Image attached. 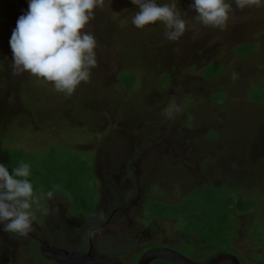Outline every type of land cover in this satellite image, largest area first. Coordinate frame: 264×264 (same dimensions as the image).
I'll return each instance as SVG.
<instances>
[{"label": "rangeland", "instance_id": "obj_1", "mask_svg": "<svg viewBox=\"0 0 264 264\" xmlns=\"http://www.w3.org/2000/svg\"><path fill=\"white\" fill-rule=\"evenodd\" d=\"M190 3L180 0L187 28L169 41L159 22L132 25L131 0H105L88 26L98 64L66 95L14 74L9 40L28 2L0 0V162L30 163L37 189L54 190L31 234L84 251L116 209L92 238L125 264L156 242L196 261L230 252L264 264V6L234 5L221 29ZM66 207L65 230L50 234ZM0 264L56 263L32 235L0 230Z\"/></svg>", "mask_w": 264, "mask_h": 264}, {"label": "clouds", "instance_id": "obj_2", "mask_svg": "<svg viewBox=\"0 0 264 264\" xmlns=\"http://www.w3.org/2000/svg\"><path fill=\"white\" fill-rule=\"evenodd\" d=\"M28 10L12 31L9 44L14 74L29 73L52 82L57 92L71 95L90 80L98 64V38L88 30L105 0H27ZM139 9L131 19L136 28L159 22L169 41L178 40L187 21L180 0H131ZM235 8L264 6V0H191L190 8L206 27L225 28ZM57 186H54L56 188ZM54 190L37 189L30 163L0 162V230L28 235L37 213H46L43 202ZM225 253V252H222Z\"/></svg>", "mask_w": 264, "mask_h": 264}, {"label": "water", "instance_id": "obj_3", "mask_svg": "<svg viewBox=\"0 0 264 264\" xmlns=\"http://www.w3.org/2000/svg\"><path fill=\"white\" fill-rule=\"evenodd\" d=\"M40 252L44 258L57 264H125L121 260L105 255H95L92 251H69L66 248L52 246L39 238ZM163 258L179 264H242L233 253L225 252L212 256L205 262L196 261L170 246H156L145 250L137 264H150L154 259Z\"/></svg>", "mask_w": 264, "mask_h": 264}, {"label": "flooded vegetation", "instance_id": "obj_4", "mask_svg": "<svg viewBox=\"0 0 264 264\" xmlns=\"http://www.w3.org/2000/svg\"><path fill=\"white\" fill-rule=\"evenodd\" d=\"M100 197V196H99ZM106 200L107 201H109L110 200V198H107L106 197ZM106 202V201H105ZM105 202H102L101 203V205L99 206V210L97 211V216H105V214H107L106 213V205H107V203H105ZM107 209H108V207H107ZM115 210L116 209H114L110 214H109V216H108V218L107 219H105L103 222H101L99 225H95V226H93V228L90 230V232H89V236H88V248L86 249V250H75V249H69V245H73V240L72 239H70V241H69V243L68 244H62V243H58L57 241H56V243H53V241L51 240L50 242H49V240H48V242H49V244L50 245H52V246H58V247H63V248H66L67 250H69V251H82V252H88V251H92V253L93 254H95V255H105V256H108V257H113V258H116V257H114V256H111V255H106V254H104V253H98V252H96L95 251V242H94V239L92 238L95 234H96V232L97 231H99V229L101 228V227H103V226H108L109 227V225L111 224V221L114 219V214H115ZM68 208L66 207V209L64 210V211H55V212H53L52 214H51V216H53V219H54V221L56 222V229L55 228H53V224H51V222H52V220H50L48 223L50 224V234H53V235H55V236H57V237H59L60 235H59V233H61V231H63V230H65V229H62V225L61 224H59V222L61 221V220H63V218H67V216L69 215L68 214ZM66 215V216H65ZM51 216H50V218H51ZM69 218H71L70 216H68ZM68 219V218H67ZM74 224H76V223H74ZM77 225V227H78V233H77V236L74 238V243H76V245H78L79 244V242H81L83 239H82V234L85 232V230L83 229L84 227L82 226V225H78V224H76ZM75 225H72V227H74ZM61 229V230H60ZM58 230H60V231H58ZM30 235H32V237H34V240H36V242H38V244H39V248H40V243H39V237H37V236H34V234H31V233H29ZM62 237H64V236H62ZM14 239V238H13ZM45 240V239H44ZM11 243H13V242H11ZM16 243V242H15ZM165 244H162V243H158V242H156V243H153L151 246H147L146 247V249L145 250H147V249H149V248H151V247H156V246H164ZM165 246H167V244L165 245ZM170 247H173V246H170ZM174 248V247H173ZM174 249H176V248H174ZM144 250V251H145ZM143 251V252H144ZM142 252V253H143ZM141 253V254H142ZM140 254V255H141ZM42 255V254H41ZM45 259H47V258H45ZM47 260H50V259H47ZM157 260H164V261H166V262H172V261H170V260H167V259H163V258H158V259H154L150 264H156V261ZM53 262H55L54 260H52ZM138 261V260H137ZM56 263V262H55ZM174 263H176V262H174ZM242 263V262H241ZM57 264V263H56ZM136 264H137V262H136ZM160 264H162V263H160ZM176 264H179V263H176Z\"/></svg>", "mask_w": 264, "mask_h": 264}, {"label": "trees", "instance_id": "obj_5", "mask_svg": "<svg viewBox=\"0 0 264 264\" xmlns=\"http://www.w3.org/2000/svg\"><path fill=\"white\" fill-rule=\"evenodd\" d=\"M211 258V257H210Z\"/></svg>", "mask_w": 264, "mask_h": 264}]
</instances>
